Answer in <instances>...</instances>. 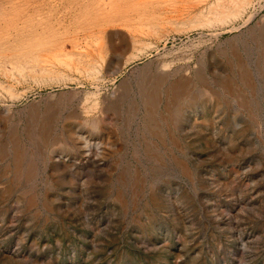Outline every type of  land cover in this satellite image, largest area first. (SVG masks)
<instances>
[{"label":"rangeland","instance_id":"obj_1","mask_svg":"<svg viewBox=\"0 0 264 264\" xmlns=\"http://www.w3.org/2000/svg\"><path fill=\"white\" fill-rule=\"evenodd\" d=\"M0 264H264V0H0Z\"/></svg>","mask_w":264,"mask_h":264},{"label":"bare ground","instance_id":"obj_2","mask_svg":"<svg viewBox=\"0 0 264 264\" xmlns=\"http://www.w3.org/2000/svg\"><path fill=\"white\" fill-rule=\"evenodd\" d=\"M242 8V7H241ZM236 13V12H235ZM59 52V51H58ZM82 65V64H81ZM25 70V69H24ZM29 74V73H28ZM199 74V73H198ZM31 75H33V74H31ZM243 75V74H242ZM198 77H199V79H200V81H201V79H203L200 75H198ZM197 77V78H198ZM245 77V76H244ZM249 77V75L247 76V78ZM144 78H146V77H144ZM153 78V77H152ZM246 78V77H245ZM142 79V78H141ZM162 79V78H161ZM167 79V78H166ZM184 79V78H183ZM142 81V80H141ZM146 81H147V79H146ZM158 82H160V83H163V81L161 80V81H158ZM173 82V81H172ZM149 83V82H148ZM159 83V84H160ZM141 84V83H140ZM144 84H145V82H143L142 84H141V88H142V94H143V96H144V98H145V104H146V107H147V121H146V123L147 122H149V123H151L152 121H151V119H150V117H151V115L153 114L152 113V110H154L155 108H156V106H157V103H156V99L155 98H153V97H151L152 95H150L149 94V92H148V84L144 87ZM158 84V85H159ZM219 85L221 86V87H223V88H226V86L223 84V83H220L219 82ZM229 85V84H228ZM160 86H162V85H160ZM188 83H186L185 81H183L182 79L181 80H179L178 82H177V80H176V82L175 83H173L172 84V86H170L171 88H170V90H171V95L168 93V95H170V97H171V102H169L170 103V106L168 107L169 108V110H168V114L170 115V118H172V121H173V119L175 118V116H176V114H179L180 113V111H179V108L181 107V100H182V96L184 95V93L187 91V89H188ZM156 87H158V86H156ZM166 90V89H165ZM233 90V89H232ZM157 92V91H156ZM167 92V91H166ZM228 92V91H227ZM159 93H161V92H159ZM155 95V94H154ZM127 99V98H126ZM158 100H160V99H158ZM169 100V99H168ZM73 101V97H62L61 96V98H59L58 99V102L57 103H55V104H57L58 105V107L60 108V109H62V111L63 110H67V109H70L69 107H70V104H71V102ZM190 101V100H189ZM192 101V100H191ZM117 103V102H116ZM160 102H158V104H159ZM184 103V102H183ZM120 104V103H119ZM161 105V104H160ZM166 105V104H165ZM115 106V105H114ZM48 108V107H47ZM51 108V107H50ZM108 108H113V106H112V104H110V106L108 107ZM166 108V107H165ZM54 109V108H53ZM35 110V109H34ZM48 110V109H47ZM108 110V109H107ZM54 111V110H53ZM116 111V110H115ZM35 112V111H34ZM38 112V111H37ZM155 113V112H154ZM32 114V113H31ZM55 114V113H54ZM54 114H52V115H54ZM145 114V113H144ZM47 116V115H46ZM131 116V115H130ZM168 116V115H167ZM35 117V116H34ZM51 117V116H50ZM71 117V116H70ZM45 118V117H44ZM146 118V117H145ZM47 120V119H46ZM68 120H70V119H68ZM76 120V119H75ZM85 120V119H84ZM88 120V119H87ZM99 120H101V119H99ZM104 120V119H103ZM39 121V120H38ZM51 121V120H50ZM72 121V120H71ZM81 121V120H80ZM52 122V121H51ZM82 122V121H81ZM92 122L94 123V122H96V120L95 121H93V120H91V122H89L90 124H92ZM144 122V121H143ZM171 122V121H170ZM103 123H105V122H103ZM158 123V122H157ZM46 124V123H45ZM99 124V123H98ZM97 124V125H98ZM148 124V123H147ZM154 124H156L155 122H154ZM154 124H152V125H154ZM172 124H173V122H172ZM41 125V124H40ZM85 125V124H84ZM150 125V124H149ZM88 126V125H87ZM38 127V126H37ZM48 127V126H47ZM50 127H51V125H50ZM94 127V126H93ZM148 126H146V128H147ZM155 127V126H154ZM152 128V127H151ZM156 128H158V127H156ZM156 128H152L151 129V131L153 130V131H156L155 129ZM148 129V128H147ZM150 130V129H149ZM159 131V130H158ZM163 131V130H162ZM40 132V131H39ZM49 133V132H48ZM51 133V132H50ZM156 134V133H155ZM30 135V134H29ZM33 135V134H32ZM41 135V134H40ZM53 135V134H52ZM163 135V134H162ZM162 135L160 134V131H159V133H157L156 134V136L157 137H159L160 138V140H161V137H162ZM48 135H46V137H47ZM33 137H35L34 135H33ZM36 137H38V135L36 136ZM40 137V136H39ZM46 137L45 138H43V141H44V139H46ZM49 137V136H48ZM54 137V136H53ZM42 138V137H41ZM59 138V137H58ZM50 139H52V138H50ZM47 140H48V138H47ZM66 140V139H65ZM51 141V140H50ZM60 141H61V139H60ZM52 142V141H51ZM58 142V141H57ZM67 142V141H66ZM14 143V142H13ZM45 143V142H44ZM61 143V142H60ZM52 144H53V142H52ZM56 144V143H55ZM41 145V144H40ZM63 145H64V143H63ZM70 145V144H69ZM52 146V145H51ZM53 146H54V144H53ZM52 146V147H53ZM56 146V145H55ZM66 147H67V145H66ZM14 149H16V148H14ZM40 149V148H39ZM47 149V148H46ZM25 151V150H24ZM24 151H18V150H15V153H14V159H15V172H16V174L15 175H17V176H19V177H25V178H27V179H30L32 176H33V173L36 171L35 170V166H34V164H33V161L31 160V161H29V160H27V157H26V155L23 153ZM26 152H28V151H26ZM38 152V151H37ZM42 152H43V150H42ZM46 152V151H45ZM12 153V152H11ZM39 153V152H38ZM47 153V152H46ZM149 153H150V151H149ZM28 154V153H27ZM36 154V153H35ZM34 154V155H35ZM152 156V158L154 157V159H156V160H159V156H157V153L155 154V153H153V152H151L150 153ZM41 156H43V155H41ZM161 156V155H160ZM30 157H32V156H30ZM35 158H37V157H35ZM34 158V159H35ZM14 161V160H13ZM162 161V160H161ZM45 162V161H44ZM160 162V161H159ZM36 163V162H35ZM179 163H180V161H179ZM182 163V162H181ZM14 167V166H13ZM167 167V166H166ZM181 167H182V169L185 171V172H188V168L186 167V165L185 164H182L181 165ZM37 169H38V167H37ZM153 169V168H152ZM16 180L18 179V178H15ZM32 179V178H31ZM15 180V181H16ZM23 181H24V178H23ZM20 182V181H19ZM25 182V181H24ZM28 183V182H27ZM27 183H25V186H26V184ZM12 184V183H11ZM14 184V183H13ZM21 184V183H20ZM30 184V183H29ZM15 185H16V183H15ZM14 185V186H15ZM18 185V184H17ZM22 185V184H21ZM31 185V184H30ZM22 186H24V183H23V185ZM24 186V187H25ZM11 187V186H10ZM29 188V187H28ZM23 190V189H22ZM33 190V189H32ZM24 191V190H23ZM30 192V191H29ZM24 195V194H23ZM27 195V194H26ZM29 195H31V194H29ZM33 197V196H32ZM28 198H30V197H27V199ZM27 201V200H26ZM29 201V200H28ZM31 201L33 202L34 201V199L32 198L31 199ZM30 201V202H31Z\"/></svg>","mask_w":264,"mask_h":264}]
</instances>
